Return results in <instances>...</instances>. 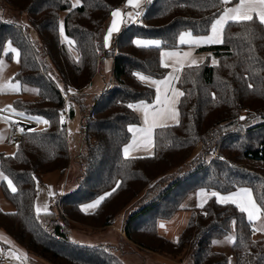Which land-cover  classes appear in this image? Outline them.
Returning a JSON list of instances; mask_svg holds the SVG:
<instances>
[{
    "label": "trees",
    "instance_id": "1",
    "mask_svg": "<svg viewBox=\"0 0 264 264\" xmlns=\"http://www.w3.org/2000/svg\"><path fill=\"white\" fill-rule=\"evenodd\" d=\"M3 1L29 15L42 41L32 40L0 13V59L11 40L21 56L15 79L37 87L34 99L17 97L13 107L28 118H45L47 125L26 127L17 151L0 155L1 169L16 187L7 190L16 209L0 208V228L27 254L50 264H125L108 245L71 240L70 229L72 223L92 229L111 226L135 201L140 207L129 215L124 231L141 249L178 257L189 247L194 264H230L228 255L213 244L234 230V264H264V236L255 235L244 210L216 195L201 206L186 207L190 217L177 239L166 237L159 226L183 208L187 194L201 188L226 194L247 187L264 217V22L257 16L230 20L221 43L200 47L216 62L182 68L178 122L154 130L151 154L126 156L131 128L140 123L132 103L156 98V88L142 76L165 77L162 51L181 48L178 38L185 30L208 33L227 2L149 0L143 24L125 25L107 48L105 24L127 0H81L78 6L71 0ZM62 11L72 46L61 37ZM139 36L162 43L140 45ZM108 56L114 58L111 83L89 96L86 89ZM71 86L78 94L68 101L69 116L75 115L73 103L81 112L78 186L55 198L58 210L37 212L41 176L65 173L70 166L62 93ZM199 144L203 147L194 158ZM91 203L94 207L85 210Z\"/></svg>",
    "mask_w": 264,
    "mask_h": 264
},
{
    "label": "rangeland",
    "instance_id": "2",
    "mask_svg": "<svg viewBox=\"0 0 264 264\" xmlns=\"http://www.w3.org/2000/svg\"><path fill=\"white\" fill-rule=\"evenodd\" d=\"M71 1L73 6L81 4V0ZM148 1L149 0H127L121 7L112 12L110 18L105 24L104 44L107 48H111L113 38L125 25L134 23L138 16L142 17L144 7ZM226 2L227 9H224L221 18L229 19L228 17H231V12H234L235 7H232L231 5L229 6L231 1ZM0 13H3L6 19L20 25L32 40L42 42L39 31L32 24L29 15L13 9L3 0H0ZM65 14V11L60 13L61 37L63 41L72 46V39L68 37L64 29ZM215 21L212 24L210 31L203 35H195L190 30L181 32L178 41L182 47L178 49V51H173L177 55H170L171 52L167 50L162 51L169 72L164 81L165 83L163 82L160 87L158 85L160 80L142 76L147 83L156 88V102L154 104L158 105V109L165 110L167 115L170 113L174 100L178 94L181 93L179 79L183 70L182 68L192 64L202 63L204 61H209L210 63L216 62V59L209 52L197 53L198 47L218 44L223 41L224 28L227 22L222 23L221 21ZM136 43L140 45H161L162 41L160 38L139 36L136 39ZM9 53L11 54L10 56L8 55ZM196 57L200 59L194 62ZM20 59L19 48L15 43L9 40L6 43L4 53L0 59V110L17 112L21 117H26L21 112L14 109L13 102L17 97L21 96L28 99H34L37 96V87L34 85H22L15 79V76L20 69ZM179 65H181L180 68L178 67ZM113 70L114 58L113 56H108L104 60L101 71L97 73L96 77L86 89L89 96L98 94L106 89L108 83H111ZM52 75L57 79L55 71H52ZM161 90L163 96H161ZM144 104H148V102L139 100L133 102L132 106L135 111L141 115V109ZM73 107L75 109V115L69 120H65L67 123L68 141L71 152L70 166L65 173H61L57 170L41 176L38 181V193L35 200V209L37 212H47L51 209L58 210V207L55 205V198L76 189L78 186V178L82 171V166L78 160V153L82 147L81 112L76 103H73ZM176 115V122H178V103L176 106ZM38 120L40 126L37 128L45 127L47 125V120L45 118L40 117ZM25 128L26 126L24 122L14 119L11 120L0 114V155L1 153L14 154L17 151L18 141ZM202 147V144H199L194 150L192 157L195 158L200 153ZM7 190L15 191L16 187L11 178L2 171L0 165V208L6 212H13L15 211L16 206L7 196ZM213 194H217V199L219 201L233 202L240 209L244 210L247 216L253 221L255 235L264 236V217L260 212V208L256 203L251 190L247 187L239 188L226 194H221L215 190L201 188L187 194L182 202V206L191 208L202 205L205 203L208 196ZM134 202L120 211L111 226L103 229H92L77 223H72L70 239L89 245H108L110 250L118 255L125 264H194L193 257L191 256V248L189 247L178 257H173L168 254L141 249L126 237L124 231L126 221L129 215L140 207L139 203L134 205ZM93 207L94 205H92V203L84 205L85 210H91ZM190 213L189 209L183 208L170 219L161 220L159 223L161 233L169 239H177L181 231L185 228ZM234 239L235 232L232 230L227 236L216 240L213 244L215 250L223 251L228 255L230 264H234V254L231 249ZM0 246H5L9 250L10 258L22 264H50L38 256L27 254L24 249L19 247L1 228Z\"/></svg>",
    "mask_w": 264,
    "mask_h": 264
},
{
    "label": "crops",
    "instance_id": "3",
    "mask_svg": "<svg viewBox=\"0 0 264 264\" xmlns=\"http://www.w3.org/2000/svg\"><path fill=\"white\" fill-rule=\"evenodd\" d=\"M228 2L234 1L233 3L229 4L232 7H235L234 12H231V17H228L229 19L221 18L219 16L216 21H221L222 23H226L230 20H242V19H249L253 16H257L264 22V0H226ZM263 12H262V10ZM227 9V8H226ZM225 9V10H226ZM221 19V20H219ZM215 21V22H216ZM180 49V48H178ZM178 49H171L167 50L170 51V55H177L173 51H178ZM164 51V50H163ZM197 53H203V51L199 50V47L197 48ZM200 58L196 57L194 62L199 60ZM166 60H164V56L162 55V62L164 66L167 64L165 63ZM179 68L181 65L178 66ZM169 72V70H168ZM168 74V73H167ZM166 74V76H167ZM166 76L162 79H159L160 82H158V85H160L165 81ZM165 83V82H164ZM181 94V93H180ZM180 94L176 97L174 100L173 106H171L170 113L167 115L165 110L158 109V105H155V101L152 103L144 104L141 109V115L140 116V123L133 125L131 128L132 137L129 143L124 147V154L126 156H141V155H148L153 152L154 149V130L162 125H168L173 124L177 120L176 115V106L179 102ZM161 96L162 90H161ZM3 110H0V114L11 119L7 114H4L2 112ZM216 195L217 194H213ZM212 196V195H210ZM208 196V198L210 197ZM206 197V195H205ZM207 198V199H208ZM207 201V200H206ZM205 201V202H206ZM204 204V203H203ZM201 206V205H198ZM186 208V207H183ZM182 208V209H183ZM4 238V237H3ZM6 239V238H4ZM3 240V239H2Z\"/></svg>",
    "mask_w": 264,
    "mask_h": 264
},
{
    "label": "built area",
    "instance_id": "4",
    "mask_svg": "<svg viewBox=\"0 0 264 264\" xmlns=\"http://www.w3.org/2000/svg\"><path fill=\"white\" fill-rule=\"evenodd\" d=\"M135 23L137 24H143V19L141 16H138L135 20ZM63 97H64V100H65V103H66V110H65V113H64V117H65V120H69L70 119V116H69V113H68V101L71 99V97L74 95V94H78V90L71 86L68 90L66 91H63ZM4 114H7L9 117H11L12 119L14 120H20L22 122L25 123V126H28V125H32L34 127H39V122L37 120H34V119H31V118H26V117H21L19 115V113L17 112H8L6 110H3L2 111ZM0 257H1V262L0 264H22L16 260H13L10 258V253H9V250L5 247V246H0Z\"/></svg>",
    "mask_w": 264,
    "mask_h": 264
},
{
    "label": "water",
    "instance_id": "5",
    "mask_svg": "<svg viewBox=\"0 0 264 264\" xmlns=\"http://www.w3.org/2000/svg\"><path fill=\"white\" fill-rule=\"evenodd\" d=\"M26 127H28V128H33L34 126H32V125H28V126H26Z\"/></svg>",
    "mask_w": 264,
    "mask_h": 264
}]
</instances>
